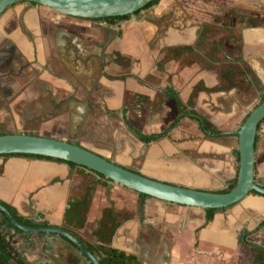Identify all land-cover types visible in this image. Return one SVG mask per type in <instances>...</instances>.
Listing matches in <instances>:
<instances>
[{
	"label": "crops",
	"instance_id": "obj_1",
	"mask_svg": "<svg viewBox=\"0 0 264 264\" xmlns=\"http://www.w3.org/2000/svg\"><path fill=\"white\" fill-rule=\"evenodd\" d=\"M239 1L160 0L114 24L51 15L48 7L16 3L0 18V133L39 135L85 148L81 139L86 132L101 139L113 136L121 149L119 165L161 181L222 191L238 175V131L256 102L252 97L259 93L248 69L264 87V24L248 28L245 37L238 32L240 41L224 38L223 43L238 54L231 53V58L224 54L225 64L232 67L221 70L215 56L228 49L213 40L209 28L214 16L201 11L229 10ZM185 10L192 15L187 20ZM170 14L176 17L168 22L165 17ZM261 17L264 20V14ZM187 46L193 51L179 55L169 51ZM197 54L205 58L206 66L182 67ZM119 56L128 65L117 62ZM197 86L205 90L195 93ZM171 92L178 93L188 111L194 109L225 135H206L196 121L185 117L168 135L148 144L139 140L125 117L143 134L163 133L180 114ZM192 97L194 107L189 105ZM112 114L122 119L125 137L115 139L116 134L104 128L103 121ZM136 121H144L143 129ZM2 166L0 200L26 217L41 214L44 221L64 228L69 201L80 197L78 170L29 157H0ZM255 179L264 186V122L256 141ZM107 187L106 196V189H96L87 224L78 232L90 245H101L94 232L113 202L116 212L127 216L120 217L108 246L145 264H253V252L241 242L246 232L251 233L249 242L264 247V227L259 228L264 222L262 195L250 193L239 203L218 209L208 221L205 209L141 198L110 181ZM86 230L92 239L84 236ZM27 243L13 242L30 264H36L39 255Z\"/></svg>",
	"mask_w": 264,
	"mask_h": 264
},
{
	"label": "water",
	"instance_id": "obj_2",
	"mask_svg": "<svg viewBox=\"0 0 264 264\" xmlns=\"http://www.w3.org/2000/svg\"><path fill=\"white\" fill-rule=\"evenodd\" d=\"M154 0H0V18L5 11L19 2L42 5L51 10L80 19L98 20L108 17L132 15ZM264 119V101L258 104L245 119L238 131L239 180L229 192L199 190L151 178L143 173L119 165L74 142L23 133L0 135V155L29 154L62 159L92 170L137 193L145 194L173 204L200 209L231 207L250 193L264 195V186L255 179L256 141L260 122ZM7 219L13 230L23 232L21 238L31 233L48 236L47 241L58 239L68 245L77 259L86 264H100V260L77 237L60 227L26 226L18 222L7 207L0 203V219ZM1 223V222H0Z\"/></svg>",
	"mask_w": 264,
	"mask_h": 264
},
{
	"label": "trees",
	"instance_id": "obj_3",
	"mask_svg": "<svg viewBox=\"0 0 264 264\" xmlns=\"http://www.w3.org/2000/svg\"><path fill=\"white\" fill-rule=\"evenodd\" d=\"M160 2V0H154L150 2L148 5H146L143 9L137 11L135 14L140 13L143 10L149 9L155 5H157ZM132 15H123V16H116V17H108L105 19H98L100 21H105L111 24L117 23L122 20H126L130 18ZM224 40V39H223ZM222 44V43H221ZM220 46V45H219ZM169 51H173L175 55H179L185 52H192L193 47L187 46L183 48H170ZM117 62H121L122 64L128 65V61L124 63L122 61V57L119 56L117 59ZM108 78L110 79H125L127 78L126 76H109L107 75ZM229 76L224 74V78L226 79ZM234 85V84H233ZM205 90L203 86H197L195 89V93L198 90ZM217 89H222V88H217ZM170 97L175 99L178 109H179V116L175 119V121L163 132L160 134H153V135H146L140 132L139 130L135 129L131 124L130 121L125 117V124L128 126L129 130L142 142L144 143H151L152 141H156L166 135L169 134V132L178 127L181 121L185 117H190L194 121H196L199 124L200 129L206 134L210 135L213 137H220L224 136L225 133L221 130H219L215 125H213L209 120H207L205 117L199 115L194 109L187 110V107L183 104L182 100L180 99L178 93L176 92H171ZM262 100L261 102H263ZM260 102V103H261ZM259 103V104H260ZM189 105L191 107H194V101L193 97L189 101ZM249 116V115H248ZM247 116V117H248ZM264 122V119L260 122L259 128L261 124ZM5 134V133H0ZM80 145L79 143H77ZM0 157H29L33 159H41V160H49V161H55L59 163H64L67 164L71 169L73 170H79V171H88L91 173H95L98 177L101 179H106L103 175L96 173L92 170H89L87 168H84L80 165H77L72 162H68L62 159H57V158H52V157H46V156H41V155H29V154H5V155H0ZM3 173V166L0 167V175ZM110 181L109 179H107ZM239 180V172L237 177L231 181V183L228 185V187L222 191L218 192H229L236 188ZM61 181V180H56ZM94 192L95 188L91 187L87 190L85 194H83L79 198H73L69 201L67 209L65 211V218H64V228L66 231L69 233L73 234L76 236L82 243H84L87 248L100 260V264H145L141 262L136 256L132 254H128L126 252L120 251L118 249H115L113 247L108 246L111 242L112 239L119 228L121 222L119 221L120 217H126V213H119L116 212L114 203L111 202V206L109 208H106L103 212V218L99 221L98 223V228L94 232V235L97 237L98 241L101 242V245L93 246L90 245L89 243H85L79 236L78 232L79 230H82L85 228L87 224V214L90 209L91 202L94 197ZM258 195H262L257 192H253ZM141 198H147L149 196L139 193ZM264 196V195H262ZM0 203L5 205L7 209L11 212L13 217L20 222L23 225L26 226H46V227H55L51 225L49 222L43 220V216L40 214L36 218H30L26 217L22 214H20L15 207H13L10 204H7L3 201L0 200ZM218 209H207V220L210 221L214 218V214L216 213ZM39 223L36 224L35 221L39 220ZM9 222L7 219L4 218L2 224L0 225V264H30V262L27 260V258L24 256L22 252L19 251L18 247L13 244V239L9 238L8 235L6 234V230L3 229L4 225H8ZM264 227V222L259 225V228ZM16 233H21L22 231L19 229H15ZM250 232H246L242 238L241 242L247 245L250 250L254 254V262L253 264H264V247L253 244L247 240L248 235H250Z\"/></svg>",
	"mask_w": 264,
	"mask_h": 264
},
{
	"label": "rangeland",
	"instance_id": "obj_4",
	"mask_svg": "<svg viewBox=\"0 0 264 264\" xmlns=\"http://www.w3.org/2000/svg\"><path fill=\"white\" fill-rule=\"evenodd\" d=\"M242 1L243 0H240L237 3L236 7L229 9V10H224L221 7H219L218 9H216L217 12H207V8H204L201 11V12H204L205 14L210 15L212 17L214 16L215 20H213V23H212L211 27L209 28L212 30V33L215 34L213 40H215V43H217L218 46L221 45V43H222L228 49L227 50L228 52L226 50L217 51L219 56H215L216 58H218V60L216 59L217 61H221L220 65L217 66V67L221 68V70H222V68L224 69V68L231 65V64H225L226 59H227L225 57V55H228L231 58V53H237L238 54L237 50L235 48H231L230 44H228L226 46V44L223 43L224 38L230 37V32L234 35L236 29L231 30V28L235 24L238 25V23L252 22L253 24H256V25L264 24V20L261 17L264 14V6H263L264 0H245L246 1L245 3H243ZM261 4H262V6H260ZM180 9H181V7H180ZM49 13L51 15L60 14V13H57L53 10H49ZM186 13H188V12L186 11ZM175 17H176V14H170L169 16L165 17V20L168 22H171V21H173V19H175ZM189 17H192V15L190 13L187 14L185 19L187 20V18H189ZM209 29H208V31H209ZM238 36H239L238 33H235V42L237 40H239V41L241 40V38ZM229 42H231V41H229ZM204 61H206L205 58L203 56L197 54L194 57L193 56L189 57L188 59H186V61H183V63H181V64H182L183 68H185V66L189 67L188 64L191 66H193V65L206 66L207 64H204ZM239 62H240V59H239ZM231 67H232V65H231ZM248 71L253 74V77H254L253 81H254L255 86L259 92L258 95H256L257 93L256 94L254 93L255 96L252 97V101L253 102L256 101L255 104L251 105L250 111H252L262 101V99L264 97V87H263L262 83L257 81L254 73L249 69H248ZM125 105L129 106V103L126 102ZM110 120H111V122H110ZM121 120L122 119L120 118V116H118L116 114H112V115L108 116L107 118H105V120L103 121V124L105 126L104 128H106L107 130H111L114 133V135L116 134L115 139H118L119 137L121 138V136L125 137V132H122L123 129H125V128H123L120 125ZM136 122H134V124ZM137 123H138V125H136V126L138 128L140 127L143 129L144 121H139ZM113 140H114L113 136H110L108 139L107 138L101 139L97 135L93 136L90 132H88V133L86 132L85 135L83 136V139H81V142L87 148H91V149L95 150L96 153L103 154V156L110 158V160H112L113 162L122 163V161L120 159V155H119V152L121 149L119 148L118 145L113 143ZM126 163H130V162L127 161ZM142 165L144 166V163H142ZM131 166L135 169L138 168V165H135V164H133ZM75 171H77V169ZM77 174H79V176L82 180L80 183L79 190L76 194V197L77 196L81 197L91 187H94L95 191H96V189L99 186L102 187L103 189H106V194H103V196L109 195V191H108L109 188L107 187V183H108L107 179L98 178V176L95 173H91V172L86 173L85 171L81 172L78 170ZM94 194H95V192H94ZM111 205L112 204L110 202V206ZM85 233L86 234H84V236L86 238L90 237L92 239V236L90 235L89 230H86Z\"/></svg>",
	"mask_w": 264,
	"mask_h": 264
},
{
	"label": "flooded vegetation",
	"instance_id": "obj_5",
	"mask_svg": "<svg viewBox=\"0 0 264 264\" xmlns=\"http://www.w3.org/2000/svg\"><path fill=\"white\" fill-rule=\"evenodd\" d=\"M30 4H33V3H30ZM256 27H259V25L253 24L252 22L238 23V25L235 28L233 26L231 28V30L236 29L235 33L239 32L242 34L241 35L242 37H245V34L247 33L246 30L248 28H256ZM235 33L233 35L230 32V37H228V38L230 39L232 37H235ZM261 56H262L261 58L264 60V55H261ZM239 59L241 61V58H239ZM245 60H246V58H245ZM262 100H264V97ZM39 215H37V216H39ZM3 220H4V218H3ZM3 220L0 219V222H1L0 225L2 224ZM39 221H40V219L36 220L35 223L38 224ZM44 227H46V226H44ZM10 228L11 227L9 225L3 226V229H5L6 232ZM21 234H23V232L17 234L16 230L14 228L13 234L11 233V236L8 235V237L9 238L14 237L13 242L15 241V239L16 240L21 239V240L27 241L28 243L26 245L30 244L31 247L33 248V250L35 251V254L39 255V259H38L36 264H64V262H63L64 258L67 259L68 264H86L85 261L83 262L84 258L77 259V255H75L73 250L68 245H65L64 242H62L58 239H56V240L53 239L50 242H48L47 241L48 236L42 235L41 233H31V234L27 235L26 238H21ZM18 249L20 251V248H18ZM22 253L24 254V252H22Z\"/></svg>",
	"mask_w": 264,
	"mask_h": 264
}]
</instances>
